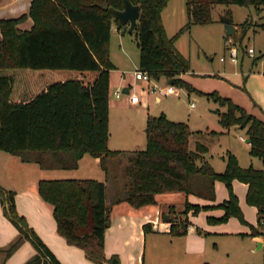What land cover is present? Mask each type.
I'll return each instance as SVG.
<instances>
[{
  "label": "trees",
  "instance_id": "16d2710c",
  "mask_svg": "<svg viewBox=\"0 0 264 264\" xmlns=\"http://www.w3.org/2000/svg\"><path fill=\"white\" fill-rule=\"evenodd\" d=\"M169 0H132L140 5L135 30L139 36L140 68L159 80L165 76L175 85L191 86L180 76L191 69L189 61L174 47L176 36L168 37L162 23V11ZM193 24L213 22L214 4L264 7V0H187ZM110 7L123 9V0H33L30 11L19 18L1 19L0 40V150L18 155L24 162H36L43 168L76 169L89 153L101 160L109 175L108 161L127 158L125 183L121 196L112 203L126 201L135 207L157 202L160 193L184 192L206 200L216 199V182L223 181L229 198L217 205L186 202L182 211L170 206L164 218L171 222L169 234L184 236L191 224L189 213L222 208L221 217L208 218L212 224L237 217L248 224L233 189L234 180L249 185L247 202L258 208L261 230L252 226V235L264 239V165L243 167L237 156L226 155V169L218 172L210 163L208 147L197 142L190 147L192 131L186 121H175L162 113L147 120V144L144 149L113 150L109 141L110 58L112 23ZM32 18L30 29L21 27ZM248 23L243 24L246 32ZM230 37L225 36L228 40ZM227 110L220 124L229 129H246L250 153L264 163V121L249 113L230 98L209 94ZM202 134L203 131H196ZM215 130L210 134H218ZM108 186L92 178L44 179L39 182L41 197L53 208L59 233L70 245L82 248L97 264H120L118 256L105 255V234L110 225L111 206ZM16 193L0 185L5 215L18 228V236L0 248L1 264L25 241H31L36 254L25 264H62L30 227L16 207ZM176 213L173 217L171 214ZM180 215L183 219H180ZM145 231L152 230L146 224Z\"/></svg>",
  "mask_w": 264,
  "mask_h": 264
},
{
  "label": "crops",
  "instance_id": "0c3cea01",
  "mask_svg": "<svg viewBox=\"0 0 264 264\" xmlns=\"http://www.w3.org/2000/svg\"><path fill=\"white\" fill-rule=\"evenodd\" d=\"M32 1L33 0H0V20L19 18L28 14ZM32 26V18H27L21 24V27L26 29H30ZM235 26L237 27V25ZM116 30L121 31L123 29L119 28L117 22L114 21L112 23L111 38ZM237 31L238 29L236 32ZM2 38L3 34L0 27V40H2ZM122 38L123 37H121V40H123ZM225 42L227 44L226 39ZM243 52V54H248V49H244ZM110 58L114 64V68L110 71V86L113 83L117 88H122L123 90L131 89L132 91L137 92L135 88L136 79L134 71L126 70L128 69V65L125 64L120 65H125L126 69L121 68V66L119 67V64L111 55V48ZM225 60L226 58L222 61ZM257 63L258 60H255L256 65ZM116 73H118V75ZM259 82H261V79L254 77L253 74H251L248 77L246 84L250 93L255 96V99H258L256 97V83ZM262 82L264 81L262 80ZM145 87L146 84L141 85L140 88L142 93L137 92L141 97L139 103H132L128 95L122 99L111 101L109 95L110 136L108 145L110 149H112L110 141L112 140L113 132L120 133L123 127L127 125V123L121 121L122 114H125L128 111L132 112L144 109L146 106L149 110L151 109V94L148 93ZM155 101L160 103L161 98L156 96ZM245 106L253 112L251 114L264 119V114L262 115V112L254 107L252 108L250 102L246 103ZM112 114L116 115L115 119H112ZM164 114H166V112ZM150 115L151 114L147 115L145 121L140 120L139 122L130 118V121H132L129 123L130 125H139V131L142 130L145 132V137L141 134L136 136V132L131 135V137L134 136V138L139 139L141 144L144 143L145 145L147 144V120ZM166 115L169 116L168 114ZM169 118L175 121H181L175 117L169 116ZM232 129H239L242 132H245L246 138L244 139V136H241V138L245 140L251 148L250 143L247 142L249 137L246 129L240 128L239 126H232L229 129H225L221 124L218 128H211L208 126L205 130H197L203 131L202 134H197L196 131L191 130L192 135L190 136V147L195 149L197 142L205 144L209 150L207 157L212 166L218 172H223L226 169L227 162L225 157L228 152L234 153L237 156L240 165L243 167L254 166L256 168H262L264 165L262 159L253 156L250 153V150V157L240 160L239 155L230 148L229 144L226 143L223 145V143H221L224 141L223 139L228 137ZM212 130L222 133L210 134V131ZM114 142H116V144L120 143L117 139H115ZM239 148H242V146ZM113 150H130V148L122 145L121 147L115 146ZM215 158L218 161L217 164L213 162ZM255 158L257 161H254ZM65 178H92L104 181L107 186H109L108 175L101 166V160L89 153H86L80 159L78 168L63 169L43 168L39 163L24 162L20 156L0 150V185L7 190L15 191L16 207L19 214L27 219L29 225L35 230L38 236L44 241V243H46L62 264H97L86 256V253L82 248L70 245L66 238L59 233L57 220L53 214V208L39 193V182L41 180ZM233 189L238 196L244 216L248 219V224L242 223L237 217H231L227 222L223 223H210L208 221L210 216L221 217L224 214L225 211L222 208L202 210L197 215H194L191 211L189 213L191 224L188 233L184 236H172L169 234L171 222L164 218V212H167L170 206H175L177 210L181 211L187 201L200 205H217L223 203L229 198V196H227L226 190L219 180L216 182L215 200L202 199L192 194L187 195L184 192H171L157 194V202L155 204L135 207L126 201L112 203V200L108 199V204L111 206V212L110 225L105 234L106 257L109 259L116 255L120 259V264H146L147 251H153L154 247L159 242V237L162 236L161 238L163 240H166L165 237L173 238V240L168 239L169 243L173 245L179 244V249H182V252L185 253V255H202L211 245H214L215 248L222 250V256L219 255V258L224 264H257L259 262L257 256L261 250L264 249V239L252 235V226L261 230L258 223V208L247 202V193L249 189L247 183L236 179L233 182ZM146 224L152 225V230L149 232L145 231L144 226ZM18 234V228L5 215L0 198V248L8 246ZM225 238H230L233 241H237V243L230 246L224 243ZM36 252L37 250L34 244L27 240L8 258L5 264H11L13 261H16V264H24L33 257ZM104 264L112 263L105 262ZM169 264H176V262L171 260Z\"/></svg>",
  "mask_w": 264,
  "mask_h": 264
},
{
  "label": "rangeland",
  "instance_id": "374dc122",
  "mask_svg": "<svg viewBox=\"0 0 264 264\" xmlns=\"http://www.w3.org/2000/svg\"><path fill=\"white\" fill-rule=\"evenodd\" d=\"M186 2L187 0H169L162 11V23L168 37L176 36L174 47L190 63V72L184 73L180 79L191 86L193 90H189L186 85H175L178 94L162 95L160 103H157L155 101L156 96L151 94L152 106L150 110L146 106L144 109L122 114L121 121L127 123V125L123 127L120 133L113 132L110 141L112 149L115 146L121 147L122 145L129 147L130 150L144 149L146 145L141 144L139 139L134 138V136L131 137V135L136 132V136L141 134L145 137V132L139 131V125H130L129 123L132 121H130V118H133L136 122L145 121L148 114L160 115L166 112L171 117L186 121L192 131L205 130L208 126L211 128L220 127L221 114L227 110V106L221 105L213 96L209 95L212 93L230 98L235 104L253 113L245 106L246 103L250 102L252 108L254 107L262 112V115L264 114V82H262V80L264 81V60L262 57L264 53V7L257 10L254 5L214 4L212 6L213 22L210 24H193L190 29L185 30V25L190 21ZM223 17H228L234 26L237 25L235 27L238 31L230 37L234 42V46L239 49V59L236 63L229 58V48L224 38L226 34ZM244 23H248L246 32L243 30ZM129 28L130 25L121 31L116 30L112 34L110 48L111 55L119 64V67L126 69L125 65H128L126 70L135 71L140 69L139 36L136 30L129 32ZM121 37H123V40H121ZM250 47L255 49V56L253 57L247 53L243 54L244 49ZM222 57L226 60L222 61ZM255 60H258L257 65ZM116 74L118 75V73ZM251 74L261 79L262 82L256 83V97L258 99H255V96L250 93L246 85ZM169 83V79L165 76L158 81L160 86H166ZM143 84H145L144 81L136 80L135 88L138 93H142L140 86ZM117 89L116 85L112 83L110 86L111 101L127 96L122 94L120 98H117L115 95ZM192 103L195 105L192 106ZM115 116L112 114V119H115ZM260 119L264 121L263 118ZM241 136H244L245 139V132L232 129L228 137L223 139L224 141L221 143L223 145L229 144L230 148L239 155L240 160H243L250 157L249 150L251 148ZM115 139L120 143L116 144ZM241 146L242 148H239ZM254 161H257L256 158ZM127 162L125 157H114L108 161L109 186L107 195L109 200L113 201L121 196L125 183L124 171ZM213 162L217 164L218 161L215 158ZM220 183L224 186L227 196H229L226 183L223 181H220ZM176 212L178 215L180 211L176 208ZM171 215L173 217L177 216L176 213ZM180 219H183V216L180 215ZM245 219L248 221L246 216ZM161 237H159V242L153 251H147L146 264H169L171 260L175 261L176 264H224L219 258V255L222 256V250L215 248L214 245H211L202 255H185L182 249H179V244L169 243L168 239L173 240V238L165 237L166 240H163ZM224 243L231 246L237 241L225 238ZM257 259L259 260L258 263L256 262L257 264H264V249L258 254ZM11 264H16V261Z\"/></svg>",
  "mask_w": 264,
  "mask_h": 264
},
{
  "label": "built area",
  "instance_id": "2783aa9c",
  "mask_svg": "<svg viewBox=\"0 0 264 264\" xmlns=\"http://www.w3.org/2000/svg\"><path fill=\"white\" fill-rule=\"evenodd\" d=\"M227 44L229 45V53H230V58L234 61L237 62L238 60V49L234 46V42L231 38L227 40ZM248 54L250 56H255V49L253 47H250L248 49ZM263 60H264V53L262 54ZM221 60H224V57L221 58ZM134 76L136 80H142L145 82L146 87L145 89L148 91L149 94H154L155 96L161 98L162 95H174L178 94V90L175 87L174 84L169 83L166 86H160L158 84L157 79H155L149 72L140 69H136L134 71ZM124 93V90L121 88H118L115 91V95L117 98H120ZM130 97V101L132 103H139L141 101V97L137 92L132 91L129 89V93L126 94ZM195 104L192 103V106Z\"/></svg>",
  "mask_w": 264,
  "mask_h": 264
},
{
  "label": "water",
  "instance_id": "95a60500",
  "mask_svg": "<svg viewBox=\"0 0 264 264\" xmlns=\"http://www.w3.org/2000/svg\"><path fill=\"white\" fill-rule=\"evenodd\" d=\"M123 9H118L115 7H110L109 10L114 19L118 20L120 24L128 23L130 25L129 32L135 30L138 21L140 19L141 7L132 2V0H123ZM223 22L225 24V34L231 37L236 32V27L228 17H223ZM171 84H174V79L170 80ZM125 94L129 93V89L124 90ZM250 143V139H247Z\"/></svg>",
  "mask_w": 264,
  "mask_h": 264
}]
</instances>
